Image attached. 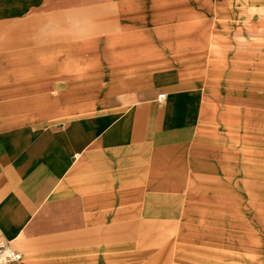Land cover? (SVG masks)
Here are the masks:
<instances>
[{
    "label": "crops",
    "instance_id": "crops-1",
    "mask_svg": "<svg viewBox=\"0 0 264 264\" xmlns=\"http://www.w3.org/2000/svg\"><path fill=\"white\" fill-rule=\"evenodd\" d=\"M0 241L264 264V0H0Z\"/></svg>",
    "mask_w": 264,
    "mask_h": 264
},
{
    "label": "built area",
    "instance_id": "built-area-1",
    "mask_svg": "<svg viewBox=\"0 0 264 264\" xmlns=\"http://www.w3.org/2000/svg\"><path fill=\"white\" fill-rule=\"evenodd\" d=\"M21 259V252L13 247L10 242L0 241V264H9Z\"/></svg>",
    "mask_w": 264,
    "mask_h": 264
},
{
    "label": "rangeland",
    "instance_id": "rangeland-1",
    "mask_svg": "<svg viewBox=\"0 0 264 264\" xmlns=\"http://www.w3.org/2000/svg\"><path fill=\"white\" fill-rule=\"evenodd\" d=\"M195 26H196V23H195ZM204 26H205V29H208L207 28L208 23H205ZM193 29H196V28H193ZM15 109L17 111H21V112H18V116H16V117H9L8 118V122L10 120H22L24 118L33 119V118H35L36 116L39 115L38 113H40V111H41V106H40L39 103H37V104L32 105V106L29 105L28 107H26V106H22V107L21 106H17V107H15Z\"/></svg>",
    "mask_w": 264,
    "mask_h": 264
}]
</instances>
